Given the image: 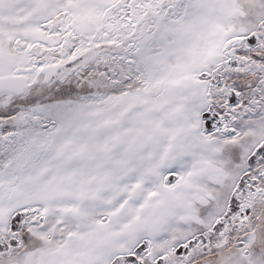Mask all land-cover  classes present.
<instances>
[{
	"label": "snow or ice",
	"instance_id": "1",
	"mask_svg": "<svg viewBox=\"0 0 264 264\" xmlns=\"http://www.w3.org/2000/svg\"><path fill=\"white\" fill-rule=\"evenodd\" d=\"M0 264H264V0H0Z\"/></svg>",
	"mask_w": 264,
	"mask_h": 264
}]
</instances>
